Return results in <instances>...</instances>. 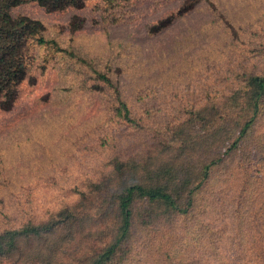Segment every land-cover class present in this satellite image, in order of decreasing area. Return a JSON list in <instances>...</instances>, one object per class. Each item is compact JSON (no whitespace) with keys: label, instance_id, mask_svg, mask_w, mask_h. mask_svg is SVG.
Masks as SVG:
<instances>
[{"label":"trees","instance_id":"trees-1","mask_svg":"<svg viewBox=\"0 0 264 264\" xmlns=\"http://www.w3.org/2000/svg\"><path fill=\"white\" fill-rule=\"evenodd\" d=\"M89 1L0 0V108L19 100L31 45L51 47L90 70L59 91L80 90L95 114L107 110L106 126L95 127L114 151L75 181L74 200L22 209L19 222L0 226V264H141L157 239L172 245L164 264H264V0H162L143 30L157 60L140 74L78 58L45 37L41 20L14 14L27 3L57 13ZM68 24L76 33L87 19L73 12ZM210 67L216 80L196 93L192 82Z\"/></svg>","mask_w":264,"mask_h":264},{"label":"rangeland","instance_id":"rangeland-1","mask_svg":"<svg viewBox=\"0 0 264 264\" xmlns=\"http://www.w3.org/2000/svg\"><path fill=\"white\" fill-rule=\"evenodd\" d=\"M165 8L162 0H145L116 8L107 1L90 0L86 8L79 11L49 13L36 3H27L17 7L14 14L41 20L45 37L57 41L78 58L94 64L111 59L132 73L140 74L147 66L155 64L158 54L157 43L146 40L143 34L145 24ZM73 12L87 19L85 28L76 33L70 31L68 24ZM198 22L194 19L191 24ZM128 36L142 43L127 45L123 39ZM30 53L29 76L20 85L15 108L11 112L0 108V226L19 222L20 216H25L22 209L27 212L33 207V211L38 209L42 213L46 208H60L74 200L77 197L72 192L75 181L84 172L104 166L114 154L111 147L100 145L101 129L96 131L98 125L106 126L107 110L103 108L101 114H95L89 94L81 95L80 90L71 94L65 89L59 91L72 86L71 82L81 84L90 80V70H83L77 58L56 53L48 46L33 43ZM223 58L227 63L225 72L228 54ZM214 70L212 67L203 69L205 76L192 82L196 93L203 85L214 83L217 78ZM193 88L180 92L190 95ZM263 130L264 125L259 128ZM217 187L216 184L215 189ZM211 195L207 193L205 204H209ZM221 202L215 206L219 220L223 218L222 199ZM158 241L148 259L141 258V264L167 261L165 253L172 245L163 243L160 248Z\"/></svg>","mask_w":264,"mask_h":264}]
</instances>
